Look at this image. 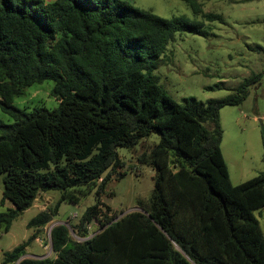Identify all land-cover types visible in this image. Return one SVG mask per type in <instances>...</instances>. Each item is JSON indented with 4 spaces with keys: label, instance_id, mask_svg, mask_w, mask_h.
Wrapping results in <instances>:
<instances>
[{
    "label": "trees",
    "instance_id": "trees-1",
    "mask_svg": "<svg viewBox=\"0 0 264 264\" xmlns=\"http://www.w3.org/2000/svg\"><path fill=\"white\" fill-rule=\"evenodd\" d=\"M201 21L162 17L128 0H0V231L28 209L40 192L90 186L100 180L96 201L72 226L78 236L91 221L103 229L84 241L69 229H51L54 258L18 264H264V232L254 210L264 208V170L232 184L220 148V109L240 105L261 73L235 90L206 101L174 100L154 70L176 33L207 35L204 21L220 14L183 0ZM51 79L54 110L26 112L14 105L25 87ZM207 124V125H205ZM159 136L138 160L155 170L140 210L116 217L100 195L110 168L122 166L118 147ZM264 150V131L261 134ZM264 158V157H263ZM42 210L27 228H43L58 212ZM73 201V200H71ZM105 207V212L103 210ZM19 244L5 263L25 253Z\"/></svg>",
    "mask_w": 264,
    "mask_h": 264
},
{
    "label": "rangeland",
    "instance_id": "rangeland-1",
    "mask_svg": "<svg viewBox=\"0 0 264 264\" xmlns=\"http://www.w3.org/2000/svg\"><path fill=\"white\" fill-rule=\"evenodd\" d=\"M135 6L151 10L165 18L184 15L192 21H201L183 0H128ZM205 13L220 14L221 20L204 21L207 35L188 32L176 33V40L166 46L154 73L159 76V84L176 101L185 97H195L206 101L232 93L247 77L261 73L258 84L250 87L248 96L240 105H228L220 109V124L223 130L220 148L232 175L240 168L245 170L238 181H245L264 169V150L261 134L264 131V0H198ZM3 72L0 69V77ZM54 81L44 80L24 88L23 93L14 98L13 103L26 112L34 108L54 110L59 100L51 95ZM0 120L5 123L13 119L0 109ZM207 125V124H205ZM159 136L152 133L142 138L134 147H118L121 167L110 168L107 182L100 200L115 212V221L131 211L140 210L138 201L147 202L154 185V168L138 160L143 152H148ZM3 177L0 174V212L12 204L1 203ZM100 180L90 186L71 188L65 192H40L33 204L12 222L10 229L0 231V264L4 253L19 244H25L22 256H44L54 258L51 248V229L66 222L71 239L84 241L103 229L100 223L87 224L84 236H78L72 227L78 224L84 210L96 201V190ZM66 199L59 204L58 212L41 229L27 228V222L42 210L52 211L58 199ZM73 200V201H71ZM105 212V207H103ZM264 232V208L254 210Z\"/></svg>",
    "mask_w": 264,
    "mask_h": 264
},
{
    "label": "crops",
    "instance_id": "crops-1",
    "mask_svg": "<svg viewBox=\"0 0 264 264\" xmlns=\"http://www.w3.org/2000/svg\"><path fill=\"white\" fill-rule=\"evenodd\" d=\"M46 1H53V0H46ZM264 159V158H263ZM227 165V167H228V172H229V176H230V180H231V182H232V175H231V173H230V169H229V166H228V164H226ZM262 170H264V169H262V167L260 168V169H258V171H256L255 173H254V176L255 175H257L260 171H262ZM245 172V170L243 169V168H240L239 169V171L238 172H234V180H237L236 182V184H239V183H241V182H243V181H238V180H240V178H242V176H244V173ZM234 184V183H233Z\"/></svg>",
    "mask_w": 264,
    "mask_h": 264
},
{
    "label": "water",
    "instance_id": "water-1",
    "mask_svg": "<svg viewBox=\"0 0 264 264\" xmlns=\"http://www.w3.org/2000/svg\"><path fill=\"white\" fill-rule=\"evenodd\" d=\"M140 211H142V212H144L145 213V211H143L142 209H140ZM123 216V215H122ZM121 216V217H122ZM120 217H117L115 220H117V219H119ZM51 220V219H50ZM60 224H63V225H65V226H68V224L66 223V222H60ZM33 258H45V257H47L46 255H44V256H32ZM23 258H26L25 256H21L17 261H16V263L15 264H18V262L21 260V259H23Z\"/></svg>",
    "mask_w": 264,
    "mask_h": 264
}]
</instances>
